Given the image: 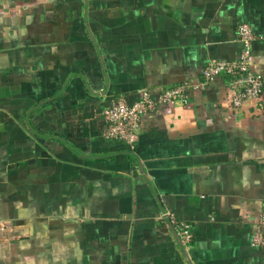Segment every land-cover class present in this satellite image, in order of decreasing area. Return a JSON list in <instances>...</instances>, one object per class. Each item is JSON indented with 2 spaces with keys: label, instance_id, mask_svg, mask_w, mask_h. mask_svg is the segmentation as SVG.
<instances>
[{
  "label": "crops",
  "instance_id": "1",
  "mask_svg": "<svg viewBox=\"0 0 264 264\" xmlns=\"http://www.w3.org/2000/svg\"><path fill=\"white\" fill-rule=\"evenodd\" d=\"M239 23L264 74V0H0V264H264V96L218 75L133 150L102 135L113 98L236 59Z\"/></svg>",
  "mask_w": 264,
  "mask_h": 264
},
{
  "label": "built area",
  "instance_id": "2",
  "mask_svg": "<svg viewBox=\"0 0 264 264\" xmlns=\"http://www.w3.org/2000/svg\"><path fill=\"white\" fill-rule=\"evenodd\" d=\"M235 35L241 44L236 59L209 57L202 64L198 78L194 80H183L173 86L162 87L154 92L155 95H152L150 90L142 89L132 98L123 95L113 98L102 109L106 123L102 132L103 137L123 142L129 150H133L141 131V119L145 114L153 112L163 103L186 102L190 91L203 89L218 75L227 77L231 106L234 110L240 109L247 100L264 96V74L254 71L251 67L253 31L248 24L239 23L235 27ZM161 216L166 217L167 222L174 226L183 247L191 249L193 236L191 224L177 219L169 210H164ZM256 226L254 240L263 243L264 209L258 215Z\"/></svg>",
  "mask_w": 264,
  "mask_h": 264
},
{
  "label": "trees",
  "instance_id": "3",
  "mask_svg": "<svg viewBox=\"0 0 264 264\" xmlns=\"http://www.w3.org/2000/svg\"><path fill=\"white\" fill-rule=\"evenodd\" d=\"M141 126H142V119H141Z\"/></svg>",
  "mask_w": 264,
  "mask_h": 264
}]
</instances>
